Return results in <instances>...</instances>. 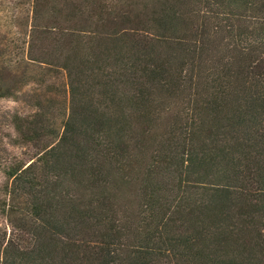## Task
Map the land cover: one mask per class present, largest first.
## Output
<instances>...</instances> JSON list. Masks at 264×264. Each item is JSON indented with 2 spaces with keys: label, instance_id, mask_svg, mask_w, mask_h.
<instances>
[{
  "label": "trees",
  "instance_id": "obj_1",
  "mask_svg": "<svg viewBox=\"0 0 264 264\" xmlns=\"http://www.w3.org/2000/svg\"><path fill=\"white\" fill-rule=\"evenodd\" d=\"M28 5L0 99L62 120L16 119L0 264H264V0Z\"/></svg>",
  "mask_w": 264,
  "mask_h": 264
},
{
  "label": "rangeland",
  "instance_id": "obj_2",
  "mask_svg": "<svg viewBox=\"0 0 264 264\" xmlns=\"http://www.w3.org/2000/svg\"><path fill=\"white\" fill-rule=\"evenodd\" d=\"M29 0H0V45L2 49L7 48V43L11 40L20 41L25 36V27L28 19ZM14 42L15 44H17ZM8 56H6V59ZM54 75V74H53ZM42 78V80H40ZM39 77V81L31 80V84L21 86L17 85L15 80H8V85L12 86L5 97L0 99V231L10 233L11 226L7 216L6 209V189L10 179L8 171L13 163L27 161L35 151L34 143L26 140L22 136L16 126L20 116L28 114L34 107L33 101L38 93L42 99L47 100L48 97L55 100L57 110H54V120L59 126L62 120V115L59 114L61 106L63 107V97L59 94L61 87L59 81L50 76V74ZM48 80V81H47ZM52 82H56V90L50 89ZM16 85V86H15ZM54 87V86H53ZM37 89V90H35ZM53 91V92H52ZM33 94L34 96H29Z\"/></svg>",
  "mask_w": 264,
  "mask_h": 264
}]
</instances>
